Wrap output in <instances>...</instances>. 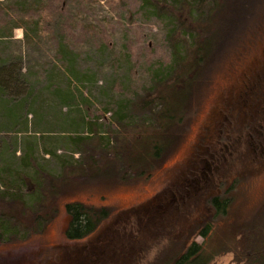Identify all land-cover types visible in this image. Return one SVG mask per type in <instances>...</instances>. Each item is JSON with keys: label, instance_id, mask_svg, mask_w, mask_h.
Instances as JSON below:
<instances>
[{"label": "rangeland", "instance_id": "obj_1", "mask_svg": "<svg viewBox=\"0 0 264 264\" xmlns=\"http://www.w3.org/2000/svg\"><path fill=\"white\" fill-rule=\"evenodd\" d=\"M21 2L27 11L17 13L14 7ZM138 8L139 0H0V59L23 69L38 102L29 125L24 119L8 124L0 116V160L8 149L12 168H20L26 142H31L34 164L57 172L61 160L83 164L95 151L125 149L137 127L154 123L137 105L151 86L150 68L170 61L166 35L172 23ZM32 9L43 11L33 14ZM259 22L239 51L245 60L230 55L213 66L179 140L169 138L154 169L140 178L128 173L131 178L127 174L122 181L111 166L92 181L78 180L61 195L64 202L45 230L10 243L0 240V264H169L195 242L206 249L212 245L213 253L224 251L211 264H239L232 242L237 229L250 237L264 229V98L262 106L246 111L235 99L264 91V15ZM51 86L62 94L81 93L85 106L61 103ZM111 102L127 104L122 124L113 111L104 110ZM86 107L94 116H83L87 128L78 132L79 111ZM89 123L95 132L88 130ZM78 135L84 139L78 141ZM102 135L111 139L109 146H101L107 142ZM148 144L140 139L136 154L126 158L137 161ZM113 172L116 177L110 176ZM228 193V215L216 218L211 199ZM72 202L108 210L81 240L66 237L70 217L65 205ZM209 221L213 229L204 240L200 235Z\"/></svg>", "mask_w": 264, "mask_h": 264}, {"label": "trees", "instance_id": "obj_2", "mask_svg": "<svg viewBox=\"0 0 264 264\" xmlns=\"http://www.w3.org/2000/svg\"><path fill=\"white\" fill-rule=\"evenodd\" d=\"M25 7L26 3L21 2L15 5L14 10L24 13L27 11ZM138 9L150 13V16L157 20L172 23L166 35L171 52L170 61H160L158 65L150 68L148 75L151 86L143 91L137 105L140 111L152 116L151 122L154 123L137 127L135 136L130 139L125 149L118 146L95 151L96 156L91 154L89 160L83 164L72 165L70 161L61 160L60 171L57 172H48L46 167L34 164L36 159L33 158L34 149L31 142H26L27 147L18 169L12 168L6 149L0 160V240L3 242L25 239L35 232L45 230L57 216L59 207L64 202L61 195L66 194L68 188L73 187L78 180L92 181L99 173H109L111 166H116L115 172L120 173L122 181L128 179L130 174L140 178L154 169L171 140H179L185 116L194 104L196 94L200 93L208 79L212 78L213 66L222 64L230 55L238 62L245 60L239 51L244 46L248 33L261 26L259 20H262L264 15V0H139ZM30 11L33 14L39 12L37 14L40 15L43 10ZM238 31H241L240 39L236 38ZM199 86L202 87L201 90ZM52 89L60 97L61 103L69 107L75 105L78 108L80 101L83 104L85 102L81 93L62 94L58 86ZM189 90L194 92V95L190 94ZM263 92L260 90L257 95L247 98L246 93H242L240 98L239 95L235 98L238 100L236 103H239L238 106L244 111L262 106L260 99L264 98ZM252 93H255L254 90ZM124 104H104V110L113 111L122 124V121L127 120L124 117L127 104ZM157 104L160 107L158 112L155 107ZM37 105L38 102L32 98L27 86L23 69L15 63L0 59V116L8 124H16L24 119L29 125V116L33 115ZM79 112V122L82 124L76 130L78 132L86 127L82 117L94 116L91 115L89 107H86L84 113ZM88 130L95 132V126L89 123ZM262 133L264 134V129ZM102 136V140L107 139V142L101 146H109L111 139L107 135ZM78 137V141L84 139L82 135ZM140 139L149 142L147 149L142 155H137V161L127 159L128 155L136 154L135 145ZM78 141L74 145L77 146ZM12 154L17 156L16 152ZM115 172L110 176L116 177L113 175ZM240 181L241 178L235 181L230 189L238 186ZM231 199L230 193L211 199L210 204L217 214L216 218L228 215ZM65 207L70 217L66 231L69 240L87 237L94 232L98 223L108 216L107 209L98 210L78 202L66 203ZM212 229L213 222L209 221L200 237L206 240ZM257 233L258 236L250 237L251 233L237 229V235L232 241L235 242L233 254L237 263L264 264V229ZM210 246L212 248V245ZM223 247L228 248L225 244ZM211 248L206 249L205 243L199 245L195 242L186 250L175 253L169 264H211L216 256L224 252L214 248L213 253Z\"/></svg>", "mask_w": 264, "mask_h": 264}]
</instances>
